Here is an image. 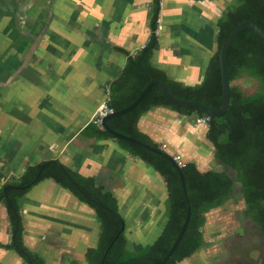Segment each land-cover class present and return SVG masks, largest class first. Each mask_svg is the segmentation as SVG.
Masks as SVG:
<instances>
[{"label": "crops", "instance_id": "0c3cea01", "mask_svg": "<svg viewBox=\"0 0 264 264\" xmlns=\"http://www.w3.org/2000/svg\"><path fill=\"white\" fill-rule=\"evenodd\" d=\"M229 3L159 0L151 64L171 78L200 82L216 49V19ZM154 4L0 0V264H33L32 253L43 264H87L86 252L97 244L100 229L94 209L52 177L28 187L20 182L28 167L43 163L39 173L53 160L111 193L130 251L161 233L167 221L164 177L114 137L91 135L87 128L107 86L122 78L123 50L133 54L148 41ZM196 118L158 104L140 116L137 127L202 171L234 173L215 158L208 124ZM23 187L19 196L12 191ZM183 264H193L192 257Z\"/></svg>", "mask_w": 264, "mask_h": 264}, {"label": "trees", "instance_id": "16d2710c", "mask_svg": "<svg viewBox=\"0 0 264 264\" xmlns=\"http://www.w3.org/2000/svg\"><path fill=\"white\" fill-rule=\"evenodd\" d=\"M154 1L148 41L133 54L116 47L126 52L127 60L122 78L109 85V106L114 110L125 106L138 95L151 78H157L164 81L169 90L178 97L220 107L219 48L228 33L242 20H252L264 29V0H237L235 4L227 5L215 22L216 49L210 57L202 80L195 84L171 78L163 69L151 64L153 50L158 46L156 29L159 0ZM226 64L230 82L228 108L220 116H209L206 137L212 143L215 158L234 173L230 174L226 169L202 171L192 161H187L181 166L190 200L191 215L182 238L164 264H176L195 251L188 258L193 257L196 250L205 244L202 230L205 212L222 204L234 194L243 199L246 214L264 232V38L249 27L242 28L227 46ZM244 78L254 80L255 86L251 91L242 87L241 81ZM158 104L168 105L181 113L197 117L207 116L188 105L169 101L160 88L154 85L132 109L110 118L109 125L159 146L137 127L140 116ZM87 128L91 130V135L114 137L123 147L150 163L164 177L168 192L167 221L155 240L132 252L127 248V238L123 229L112 242L103 264H158L173 243L186 213V203L176 168L166 157L139 144L116 137L94 122L89 123ZM42 164L28 167L20 182L22 184L28 182L26 186L28 187L42 177H52L61 185L73 190L81 201L94 209L100 229L97 244L86 252V261L87 264H101L104 250L118 231L120 219L123 218L118 212L116 199L93 178L71 172L59 161L46 162L38 173ZM26 187L12 191L19 196ZM8 190L14 202L13 192L9 188ZM0 199H4L2 188ZM29 257L33 264H43L38 255L32 253Z\"/></svg>", "mask_w": 264, "mask_h": 264}, {"label": "water", "instance_id": "95a60500", "mask_svg": "<svg viewBox=\"0 0 264 264\" xmlns=\"http://www.w3.org/2000/svg\"><path fill=\"white\" fill-rule=\"evenodd\" d=\"M244 27L251 28L258 35H260L261 37L264 38V29L262 27H260L258 24H256L255 22H253L252 20L246 19V20H242L239 23H237L233 27V29L228 33V35L225 37V39L223 40V42L219 48V52H218L219 69H220V77H221V105H220V107H213V106L207 105L205 103H202V102H199L196 100L178 97V96L174 95L169 90L168 86L166 85V83L164 81L157 79V78H151L150 81L143 87V89L138 93V95L132 101H130L128 104H126L125 106H123L119 109H116V110H113L112 112L107 113L105 116L102 117V127L104 129H106L108 132H110L112 135L126 139V140H129V141L134 142L136 144H139V145H141V146H143V147H145V148H147V149H149L155 153H158V154L166 157L174 165V167L176 168V171L178 173L183 197H184V200L186 203V213H185L183 223H182L173 243L171 244V246L169 247V249L165 253L164 257L161 259V261L158 264H164L166 262V260L170 257V255L172 254V252L174 251V249L178 245L180 239L182 238V236H183V234L187 228V225L189 223V219H190V215H191V205H190V200H189L188 193H187L186 181H185L183 170H182L181 166L178 165V163L176 162V160L174 159V157L170 153H168L167 151H165L164 149H162L159 146L152 145V144L145 142L139 138H136L134 136L128 135L126 133H123L119 130L114 129L113 127H111L109 125V119L114 117V116L121 115V114L129 111L130 109H132L135 105L138 104V102L144 97V95L154 85H157L160 88L163 95L171 102L188 105L190 107H193V108L203 112L204 114H206L208 116H220V115L224 114L228 108L229 93H230V82H229L227 64H226V49H227V46L229 45V43L231 42V40L234 38V36ZM6 188H7V186L4 187V190ZM120 220H121V224H120L118 231L115 233L113 238L108 243L106 249L104 250V253H103V256L101 259V264H103L106 253H107L108 249L110 248L112 242L114 241V239L116 238L118 233L124 229V219L121 218Z\"/></svg>", "mask_w": 264, "mask_h": 264}, {"label": "flooded vegetation", "instance_id": "af4514ba", "mask_svg": "<svg viewBox=\"0 0 264 264\" xmlns=\"http://www.w3.org/2000/svg\"><path fill=\"white\" fill-rule=\"evenodd\" d=\"M238 197L237 194H234L216 207L224 208L228 202L237 201ZM240 215V218H236L233 211L232 216L227 214L222 219V224L225 225L220 230L223 234L220 244H216L211 253L205 256V261H203L204 259L201 261L202 258H200L199 264H264V232L248 217L245 207L241 210ZM251 227H257L258 230L253 232ZM226 234L231 236L226 237ZM254 237L258 240L257 242L253 239ZM197 257L198 252L192 257L193 262Z\"/></svg>", "mask_w": 264, "mask_h": 264}, {"label": "rangeland", "instance_id": "374dc122", "mask_svg": "<svg viewBox=\"0 0 264 264\" xmlns=\"http://www.w3.org/2000/svg\"><path fill=\"white\" fill-rule=\"evenodd\" d=\"M236 2H237V0H231V3H233V4H235ZM241 85H242V87L246 88L247 91H251L254 88V86H255V82H254L253 79L244 78L241 81ZM244 207H245V204H244L243 199L241 197H238V200L237 201L232 200V201L228 202V204L226 205V207H224V208H222V206L215 207L214 209H212V211H210L208 213V216L207 217L209 219H206L205 220L204 225L202 227L206 245H204L200 249L201 252H198V257L200 256V258H202L201 261L203 259H204L203 261H205V256H207V255H209L211 253V251L214 249V247L216 246V244L217 245L220 244V241H221L220 239L223 237L222 236L223 234H221V231L220 230H222L224 228V225H225V224H222V219H224V217L227 214H229V215L232 216V212L233 211H234V215H236V218H240V216H241L240 215V212H241V210L244 209ZM206 214H207V212L205 213V216H206ZM226 218H228V217H226ZM208 220H209V222H208ZM251 230L253 232H255L258 229H257V227H251ZM230 236H231L230 234L229 235L226 234V237H230ZM253 239L256 242L258 241L256 239V237H254ZM149 240H151L150 237H149ZM147 242L149 243V241H147ZM133 251H135V250H133ZM201 255H202V257H201ZM188 259H186L185 261H182L180 263L183 264ZM197 261L198 260L195 259V261L193 262V264L197 263Z\"/></svg>", "mask_w": 264, "mask_h": 264}, {"label": "built area", "instance_id": "2783aa9c", "mask_svg": "<svg viewBox=\"0 0 264 264\" xmlns=\"http://www.w3.org/2000/svg\"><path fill=\"white\" fill-rule=\"evenodd\" d=\"M159 14V12H158ZM160 27V24H159V15H158V18H157V29H156V32L158 30V28ZM109 92H110V87L109 85L107 86V89H106V98L105 100L96 108L95 110V113L93 115V119H92V122L96 123L97 125H99L100 127H102V117L105 116L107 113L109 112H112L114 109L112 107L109 106L108 104V100L110 98V95H109ZM208 119H209V116H199L196 118L197 122H202V123H207L208 124ZM160 147V146H159ZM174 159L176 160V162L178 163L179 166H183L185 164V161H183L180 157V154L179 153H175L173 155Z\"/></svg>", "mask_w": 264, "mask_h": 264}, {"label": "bare ground", "instance_id": "6f19581e", "mask_svg": "<svg viewBox=\"0 0 264 264\" xmlns=\"http://www.w3.org/2000/svg\"><path fill=\"white\" fill-rule=\"evenodd\" d=\"M160 25H161V23H160Z\"/></svg>", "mask_w": 264, "mask_h": 264}]
</instances>
